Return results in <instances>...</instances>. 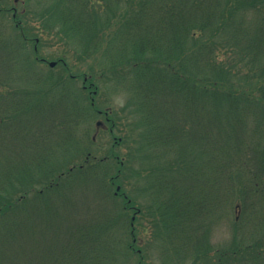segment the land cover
I'll use <instances>...</instances> for the list:
<instances>
[{
    "label": "trees",
    "instance_id": "16d2710c",
    "mask_svg": "<svg viewBox=\"0 0 264 264\" xmlns=\"http://www.w3.org/2000/svg\"><path fill=\"white\" fill-rule=\"evenodd\" d=\"M145 222L170 264H264V0H0V264H155Z\"/></svg>",
    "mask_w": 264,
    "mask_h": 264
},
{
    "label": "rangeland",
    "instance_id": "374dc122",
    "mask_svg": "<svg viewBox=\"0 0 264 264\" xmlns=\"http://www.w3.org/2000/svg\"><path fill=\"white\" fill-rule=\"evenodd\" d=\"M22 7L19 5L18 9H21ZM52 37L54 36H49L47 37V39L45 40L43 49H42V54L43 56H45L46 58H48V60H56L57 59V54H63L62 52H64L63 50H65V46L62 45L59 42H56L53 44L52 42L54 41V39H52ZM57 40V38H55ZM69 47V45H68ZM70 62L76 64L77 68H81L84 69L86 64L83 62H77L74 59L69 60ZM44 65H42L43 67ZM45 67V66H44ZM46 68H48V66H46ZM103 80V79H102ZM100 81L99 84V94H97V102L100 108H102L103 110H108L111 109L114 111H119L122 112V108L123 106H126V103L128 101V94L126 89L119 87L118 89H115L116 87L114 86L113 82H107L106 83L104 81ZM82 83V82H80ZM123 114V112H122ZM100 118H95L93 127H92V135L95 134L96 137V144L99 147V150L96 151L98 152L97 154L99 156H104L108 149L110 148V146L112 145V135H110L108 129L103 130V129H99L96 128V122L99 120ZM102 120H104L103 118H101ZM116 137H120V134H124V131H116L115 132ZM120 155H124L126 152V145L123 144L121 146H118L116 149ZM139 164H136V166H138ZM134 188H130L129 190H133ZM132 195L135 196V199L137 200L138 204H144L147 201H149V198L144 196V195H137V193L135 191L132 192ZM146 226V230H143V226L142 225H137V228L139 227V235H138V241L140 242V248H143L144 251L147 254V258L148 260H150L151 262H154L155 264H170L171 261H169L170 263H168L167 261H165L163 259V250L162 248H159V244L160 241H156L157 239L154 238L153 236V226L151 223L149 222H145ZM233 237V221L231 222V220L229 221V219H225L222 220L216 227L214 232L212 231L211 233V242L214 244H227ZM174 264V263H173ZM180 264H183L180 263ZM185 264H191V262H185Z\"/></svg>",
    "mask_w": 264,
    "mask_h": 264
},
{
    "label": "flooded vegetation",
    "instance_id": "af4514ba",
    "mask_svg": "<svg viewBox=\"0 0 264 264\" xmlns=\"http://www.w3.org/2000/svg\"><path fill=\"white\" fill-rule=\"evenodd\" d=\"M98 112H99L98 114L101 116L100 119L96 123L98 128L99 129L101 128L103 130L108 129V131L110 130L112 131V129L108 127V124L111 121V118L109 117V111L98 110ZM101 118H103L104 120H102Z\"/></svg>",
    "mask_w": 264,
    "mask_h": 264
},
{
    "label": "water",
    "instance_id": "95a60500",
    "mask_svg": "<svg viewBox=\"0 0 264 264\" xmlns=\"http://www.w3.org/2000/svg\"><path fill=\"white\" fill-rule=\"evenodd\" d=\"M49 65L51 66V67H54L55 65H56V62L55 61H51L50 63H49ZM100 123V122H99ZM118 189H119V187H118Z\"/></svg>",
    "mask_w": 264,
    "mask_h": 264
}]
</instances>
